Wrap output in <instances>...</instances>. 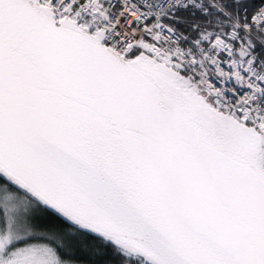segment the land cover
<instances>
[{
    "label": "snow or ice",
    "instance_id": "snow-or-ice-1",
    "mask_svg": "<svg viewBox=\"0 0 264 264\" xmlns=\"http://www.w3.org/2000/svg\"><path fill=\"white\" fill-rule=\"evenodd\" d=\"M0 264H264V0H0Z\"/></svg>",
    "mask_w": 264,
    "mask_h": 264
}]
</instances>
